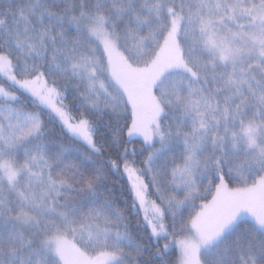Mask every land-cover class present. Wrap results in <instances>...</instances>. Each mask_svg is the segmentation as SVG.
<instances>
[{
	"label": "snow or ice",
	"instance_id": "6c2138e0",
	"mask_svg": "<svg viewBox=\"0 0 264 264\" xmlns=\"http://www.w3.org/2000/svg\"><path fill=\"white\" fill-rule=\"evenodd\" d=\"M0 264H264V0H0Z\"/></svg>",
	"mask_w": 264,
	"mask_h": 264
}]
</instances>
